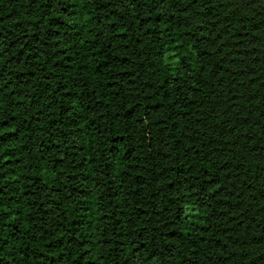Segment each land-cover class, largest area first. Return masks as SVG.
<instances>
[{"label":"trees","instance_id":"16d2710c","mask_svg":"<svg viewBox=\"0 0 264 264\" xmlns=\"http://www.w3.org/2000/svg\"><path fill=\"white\" fill-rule=\"evenodd\" d=\"M0 264H264V0H0Z\"/></svg>","mask_w":264,"mask_h":264}]
</instances>
